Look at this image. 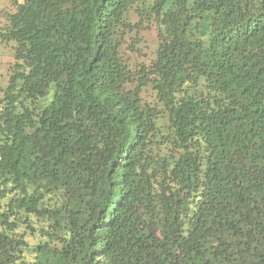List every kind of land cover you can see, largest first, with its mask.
Listing matches in <instances>:
<instances>
[{
  "label": "trees",
  "instance_id": "obj_1",
  "mask_svg": "<svg viewBox=\"0 0 264 264\" xmlns=\"http://www.w3.org/2000/svg\"><path fill=\"white\" fill-rule=\"evenodd\" d=\"M11 2L0 264H264V0Z\"/></svg>",
  "mask_w": 264,
  "mask_h": 264
},
{
  "label": "rangeland",
  "instance_id": "obj_2",
  "mask_svg": "<svg viewBox=\"0 0 264 264\" xmlns=\"http://www.w3.org/2000/svg\"><path fill=\"white\" fill-rule=\"evenodd\" d=\"M23 1V0H20ZM14 11V5L11 0H0V15L3 18L0 21V28L4 23V16L8 12ZM135 20V18L133 19ZM137 20V19H136ZM209 23V17L201 23L202 25L207 26ZM142 37L144 40V48L146 55L145 56H134L135 59L139 62H149L150 59L155 57V51L159 43V39L157 37V29L150 28L145 29L142 33ZM15 43L13 41H3L0 37V98L3 96L4 90L7 88L10 80V68L11 65L15 62ZM53 98V93H49L46 98H43L42 102L47 103L51 101ZM166 119L163 118L160 121V125L163 126L166 123Z\"/></svg>",
  "mask_w": 264,
  "mask_h": 264
}]
</instances>
